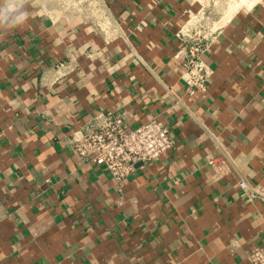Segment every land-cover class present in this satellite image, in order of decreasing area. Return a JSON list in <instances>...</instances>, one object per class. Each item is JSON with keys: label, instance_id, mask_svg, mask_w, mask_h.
<instances>
[{"label": "crops", "instance_id": "1", "mask_svg": "<svg viewBox=\"0 0 264 264\" xmlns=\"http://www.w3.org/2000/svg\"><path fill=\"white\" fill-rule=\"evenodd\" d=\"M12 2L23 15L0 17V264H252L264 245V0ZM202 7L212 77L191 95L177 34ZM107 111L126 131L159 118L171 150L122 183L73 157L66 144Z\"/></svg>", "mask_w": 264, "mask_h": 264}, {"label": "built area", "instance_id": "2", "mask_svg": "<svg viewBox=\"0 0 264 264\" xmlns=\"http://www.w3.org/2000/svg\"><path fill=\"white\" fill-rule=\"evenodd\" d=\"M212 1L218 5L223 0ZM85 3L79 1L80 5ZM212 30L206 7H202L177 34L180 41L177 58H184L183 80L191 95L205 93L212 77L211 70L203 61ZM66 146L73 157L85 164L103 167L115 181L122 183L135 173L137 167L158 161L171 150L172 142L168 127L159 118L135 130L126 131L123 115L107 111L96 114L72 136ZM207 162L216 176L226 172L223 162L213 158H208ZM239 187L251 198L254 197L248 182L241 181ZM249 261L252 264H264V245L250 252Z\"/></svg>", "mask_w": 264, "mask_h": 264}, {"label": "clouds", "instance_id": "3", "mask_svg": "<svg viewBox=\"0 0 264 264\" xmlns=\"http://www.w3.org/2000/svg\"><path fill=\"white\" fill-rule=\"evenodd\" d=\"M22 15L21 8L17 7V4L13 3L12 0H7L5 6L0 9V17L4 19L11 17L13 22H19Z\"/></svg>", "mask_w": 264, "mask_h": 264}, {"label": "rangeland", "instance_id": "4", "mask_svg": "<svg viewBox=\"0 0 264 264\" xmlns=\"http://www.w3.org/2000/svg\"><path fill=\"white\" fill-rule=\"evenodd\" d=\"M47 3H52L55 5L62 6L61 4L63 3V0H45Z\"/></svg>", "mask_w": 264, "mask_h": 264}]
</instances>
